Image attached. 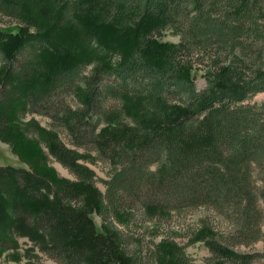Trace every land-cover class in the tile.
Segmentation results:
<instances>
[{"label": "trees", "instance_id": "trees-1", "mask_svg": "<svg viewBox=\"0 0 264 264\" xmlns=\"http://www.w3.org/2000/svg\"><path fill=\"white\" fill-rule=\"evenodd\" d=\"M0 16L20 24L0 29V142L28 168L0 166V228L26 224L57 264H190L173 238L116 226L208 209L236 231L203 218L188 244L203 242L210 264H251L231 244L261 239L251 169L264 168V103H243L264 92V0H0ZM166 30L179 42L162 43ZM27 114L56 117L75 149ZM97 160L111 167L104 192L86 165ZM14 248L0 233V257Z\"/></svg>", "mask_w": 264, "mask_h": 264}, {"label": "rangeland", "instance_id": "rangeland-1", "mask_svg": "<svg viewBox=\"0 0 264 264\" xmlns=\"http://www.w3.org/2000/svg\"><path fill=\"white\" fill-rule=\"evenodd\" d=\"M19 27L20 24L16 21L0 16V29L15 32ZM159 40L162 43L175 44L179 42V37L174 35L171 31L166 30L162 32ZM88 71L89 70L86 69L84 73H88ZM201 75L202 73L200 71H196V74L193 75L195 86L198 90H203L207 86L205 79L201 77ZM66 103L73 109L77 108L76 102L72 97H68ZM263 103L264 92H260L246 100L243 104L254 108H261ZM30 119H34L41 127L55 132L59 140L68 149H75L67 132L56 117L50 119L40 114H27L23 123ZM30 138H34V135L32 134ZM78 151L81 153V151L83 152L84 150L78 148ZM49 165L56 171L59 177L75 180L76 177L68 172L66 168L62 167L56 160L49 158ZM86 165L95 173L96 188L104 192L105 188L103 181H106L111 173L109 163L103 160H97L95 164L86 163ZM0 166H13L16 168L28 169L27 166L20 162L10 151L8 145L3 142H0ZM251 171L253 176L252 180L256 189L264 191V168L253 166ZM259 206L262 211V219L260 222L261 239L248 246L238 245L236 244L237 241L231 244L233 250L240 254L258 255L252 260L251 264H264V204L260 202ZM86 212H88L91 217L96 231L98 233H106L107 231L102 226L97 213L90 208V206L86 207ZM164 217L167 216L158 217L156 214L141 210L138 212L136 211L133 215L131 226L128 229L118 228L116 226L117 224L115 226L119 231H124L125 233H129V235L142 236V239H144L146 243L152 240L158 242L162 237L173 238L179 246L184 248L185 255L190 264H210L208 261L211 255L203 242L188 244L194 237L193 233L196 231L201 219L206 218L209 225H213L222 237L224 235H230L229 238H232L231 236L235 229V226L231 224V222L227 221L224 217H219L215 212L208 209L186 210L182 213L173 212L169 217ZM1 219H3L2 215H0V220ZM0 233L7 236L16 244V248L10 249L2 254L0 257V264H57L46 255L45 251L47 245L45 240L34 230L28 228L26 224L14 220L9 226L4 227V229L0 228ZM131 245L132 246L129 247L130 250L127 249L128 251H134L133 248L137 249L135 244L132 243Z\"/></svg>", "mask_w": 264, "mask_h": 264}]
</instances>
